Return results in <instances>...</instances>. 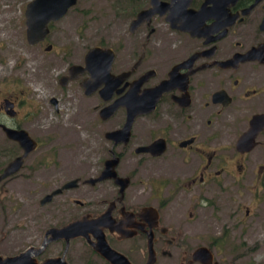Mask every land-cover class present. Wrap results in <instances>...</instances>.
Segmentation results:
<instances>
[{"label": "flooded vegetation", "instance_id": "af4514ba", "mask_svg": "<svg viewBox=\"0 0 264 264\" xmlns=\"http://www.w3.org/2000/svg\"><path fill=\"white\" fill-rule=\"evenodd\" d=\"M63 1L10 0L20 49L60 59L48 65L40 92L54 114L68 108L65 124L53 125L65 134L58 136L76 138L54 146L53 130L41 128L46 110L33 107L38 92L10 79L0 94V175L23 153L3 128L24 130L36 147L0 183L26 181L28 200L55 220L26 248L38 247L47 229L85 217L94 220L92 245L84 237L51 241L35 260L70 264L78 240L91 264H113L98 243L129 264H232L225 235L252 223L264 185V119L244 136L264 115V0H105L100 11L97 0H75L60 15ZM79 4L90 5L89 33L79 30L88 13ZM27 21L46 26L42 38L27 40ZM98 24L105 33L95 32ZM94 47L109 62L91 79L84 56ZM113 159L123 188L99 178Z\"/></svg>", "mask_w": 264, "mask_h": 264}, {"label": "rangeland", "instance_id": "374dc122", "mask_svg": "<svg viewBox=\"0 0 264 264\" xmlns=\"http://www.w3.org/2000/svg\"><path fill=\"white\" fill-rule=\"evenodd\" d=\"M92 6L100 11L106 6L105 0L94 1ZM9 7L10 0H0V94L10 91V79H16L19 89H21L20 86L27 87L33 94L37 91L38 93L33 95V107L47 112L42 118L41 128L54 131L50 132V137L54 139V146H74L76 138L70 135L58 136L65 134H59L53 126L56 124L63 126L68 120L70 116L64 115L68 110L67 106H63L54 114L45 102L46 93L40 92L50 77L51 70L48 71V65L52 66L60 59L53 56L30 57L20 49L23 46L22 35L19 27L15 28L8 22ZM79 7L82 14L88 11L87 15H82L79 30L83 34L89 33L92 31L91 24L85 21L90 16V5L79 4ZM67 28L69 27L66 26V33ZM94 28H96L95 32H106L104 25L98 24ZM30 92L29 95H31ZM29 108L27 103L26 111ZM1 144H3L2 139H0ZM0 184V256H8L22 251L28 245L38 244L43 229L55 220H47L41 216L42 211H38V208L33 206V202L28 200L27 191L30 187L26 181H3ZM61 218L57 217L56 221ZM250 220L251 224L243 226L241 230L230 228L225 235L222 251L226 257L230 258L232 264H264V185H260L254 215ZM69 248L70 264H91L88 250L83 243L81 244L78 240L73 241Z\"/></svg>", "mask_w": 264, "mask_h": 264}, {"label": "water", "instance_id": "95a60500", "mask_svg": "<svg viewBox=\"0 0 264 264\" xmlns=\"http://www.w3.org/2000/svg\"><path fill=\"white\" fill-rule=\"evenodd\" d=\"M37 3L43 2V5L48 4L51 0H35ZM57 1V0H54ZM63 1V0H62ZM47 2V3H46ZM61 2V1H60ZM75 0H64L62 5L59 7L60 11L59 14H63L64 10L71 4H73ZM46 33V26L44 24H33L27 21L26 23V37L29 42H35L37 39L42 38L43 35ZM103 51L99 50V48H91L88 50V52L84 56V69L87 70V72L90 74V78H96V76L100 77L101 74L105 75V71L103 69V61L109 62V58L107 56L103 57ZM105 55V54H104ZM107 58V59H106ZM106 68V65H105ZM73 69V68H72ZM88 83V82H87ZM87 92V91H86ZM133 106V105H131ZM138 107V104H135V108ZM132 108V107H131ZM133 114H138V109H133ZM131 112V114H132ZM264 119V115H259L257 118H253L250 122V128L248 132L244 136L247 137H253L255 134L257 128L259 127L261 123V120ZM5 130V134L9 139H13L17 141L20 145V147L23 150V153L21 156H18L14 158L13 160L9 161L6 166L4 167L1 175L0 180L3 178L13 174L18 170V168L21 165L23 157L33 150L36 147V143L27 136L26 132L24 130H12L9 128H3ZM121 132V131H120ZM115 165V159L112 161L110 160L108 163L106 162L102 171V175L99 177L100 179L103 178H113L114 181H117V183L121 184V188L124 187L123 182L124 179L117 178L112 166ZM47 197L41 200V203L45 201ZM94 220L87 219L85 217H82L78 220H74L72 222H69L59 228H49L44 232V239L41 242V244L38 247H28L25 250L14 254V255H8V256H0V264H66L63 257L59 258H46L41 262H37L35 260V256L40 254L42 249L44 248L45 244L51 241L60 240L63 239L66 242H68L70 239L76 238V237H84L88 241V234L90 230L93 227ZM93 224V225H92ZM90 245V241H88ZM93 248L98 251L104 258L108 259L113 264H129L125 258L118 255L113 250H109L105 248L102 244L93 245ZM118 260H117V259Z\"/></svg>", "mask_w": 264, "mask_h": 264}]
</instances>
